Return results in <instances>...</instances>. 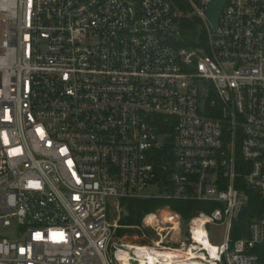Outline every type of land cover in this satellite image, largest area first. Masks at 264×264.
Here are the masks:
<instances>
[{
    "label": "built area",
    "instance_id": "obj_1",
    "mask_svg": "<svg viewBox=\"0 0 264 264\" xmlns=\"http://www.w3.org/2000/svg\"><path fill=\"white\" fill-rule=\"evenodd\" d=\"M211 2L0 0V264H129L151 197L206 208L145 215L146 264H264V0Z\"/></svg>",
    "mask_w": 264,
    "mask_h": 264
},
{
    "label": "trees",
    "instance_id": "obj_2",
    "mask_svg": "<svg viewBox=\"0 0 264 264\" xmlns=\"http://www.w3.org/2000/svg\"><path fill=\"white\" fill-rule=\"evenodd\" d=\"M184 30L188 42L193 46H207V34L205 29L200 26L199 20L195 18L187 17L184 24ZM169 153L166 149L163 154ZM122 205L125 208L124 214L120 219V225L122 226L118 232L117 236L122 237L125 232H139L140 231L133 229V227L138 226L142 223V220L145 215L155 211L156 209L169 205L172 209L176 210L181 214L182 218L187 221L190 218L191 211L195 208H206L205 205L199 203H187V202H172L167 201L162 198H128L122 199ZM252 204V203H251ZM251 216V215H250ZM241 225V224H240ZM235 226L234 235L237 236V228ZM146 234L149 235V231L145 230ZM146 243V240L141 241Z\"/></svg>",
    "mask_w": 264,
    "mask_h": 264
},
{
    "label": "water",
    "instance_id": "obj_3",
    "mask_svg": "<svg viewBox=\"0 0 264 264\" xmlns=\"http://www.w3.org/2000/svg\"><path fill=\"white\" fill-rule=\"evenodd\" d=\"M226 3V0H212L209 11H208V16L209 19L215 28L217 26V23L219 21L220 14L222 12V9ZM247 210V205H245L240 212L238 216V220H241ZM114 250L117 251H125L127 255L126 261L129 262V264H146V260L143 258L142 255H137L136 251L130 247H128L125 244H119L114 247Z\"/></svg>",
    "mask_w": 264,
    "mask_h": 264
},
{
    "label": "rangeland",
    "instance_id": "obj_4",
    "mask_svg": "<svg viewBox=\"0 0 264 264\" xmlns=\"http://www.w3.org/2000/svg\"><path fill=\"white\" fill-rule=\"evenodd\" d=\"M145 192L147 194H152V193H158L159 190L157 189V187L155 185H151L147 188V190ZM111 202H112V199H111ZM112 215H115V214H112ZM13 230L14 229H11L8 231L2 230V231H0V235H7V234L13 232ZM210 232H211V241L213 243H215V244L222 243V241L224 239V233H225V227L223 225L222 226L221 225L211 226ZM117 241L120 244H127L129 246H140V244H143V243H141V240L137 237V235L135 233L129 232V231L125 232L122 237L117 238ZM141 246H144V245H141Z\"/></svg>",
    "mask_w": 264,
    "mask_h": 264
},
{
    "label": "bare ground",
    "instance_id": "obj_5",
    "mask_svg": "<svg viewBox=\"0 0 264 264\" xmlns=\"http://www.w3.org/2000/svg\"><path fill=\"white\" fill-rule=\"evenodd\" d=\"M147 220L148 221H153L154 220V217L153 216H149ZM125 245H127V244H125ZM127 246L130 247V248H132V249H134V250H136L137 253H143V252L144 253H147L148 256L152 260H154L156 258V256H155L154 253L159 254V250L158 249H155V248H152V247H149V246H141V245L140 246H129V245H127ZM127 255L128 254L125 251H120L119 252V256L121 257V260L122 261H126ZM126 263H127V261H126ZM184 264H202V263H197V262H184Z\"/></svg>",
    "mask_w": 264,
    "mask_h": 264
}]
</instances>
